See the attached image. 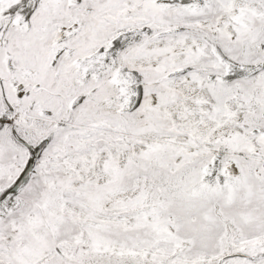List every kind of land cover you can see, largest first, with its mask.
<instances>
[{
    "label": "snow or ice",
    "instance_id": "1",
    "mask_svg": "<svg viewBox=\"0 0 264 264\" xmlns=\"http://www.w3.org/2000/svg\"><path fill=\"white\" fill-rule=\"evenodd\" d=\"M0 264H264V0H0Z\"/></svg>",
    "mask_w": 264,
    "mask_h": 264
}]
</instances>
